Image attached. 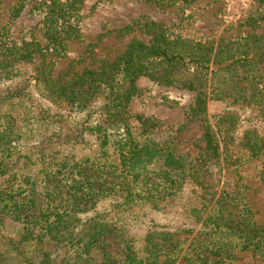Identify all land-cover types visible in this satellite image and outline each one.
Masks as SVG:
<instances>
[{"label":"rangeland","instance_id":"374dc122","mask_svg":"<svg viewBox=\"0 0 264 264\" xmlns=\"http://www.w3.org/2000/svg\"><path fill=\"white\" fill-rule=\"evenodd\" d=\"M133 42L208 60L215 71L198 90L182 85L187 66L167 69L168 85L141 75L125 107L104 122L105 83ZM23 50L33 51L25 61ZM198 96L203 114L193 112ZM84 123L105 127L110 142L129 137L159 155L167 149L177 167L99 171L104 179L92 188L100 192L76 194L74 216L89 215V201L109 216L126 194L131 207L115 224L135 248L151 231L159 264H264V0H0V125L15 140L0 187H24L39 150L50 165L59 153L102 162L95 135L79 133ZM1 225V262L18 264L5 242L19 225L8 217ZM116 237L111 227L99 251L120 256Z\"/></svg>","mask_w":264,"mask_h":264},{"label":"trees","instance_id":"16d2710c","mask_svg":"<svg viewBox=\"0 0 264 264\" xmlns=\"http://www.w3.org/2000/svg\"><path fill=\"white\" fill-rule=\"evenodd\" d=\"M78 1L80 0H72L73 3ZM32 52L23 50L19 52L18 59L25 61L30 58ZM231 63L232 61L226 67H230ZM176 66H187L190 69V74L184 78L182 84L189 90H198L206 80V73L215 71L209 70L208 60L185 58L165 47L145 46L138 42L130 44L115 61L117 77L105 83L106 91L101 111L104 122L115 117L125 107L133 93V83L139 76H147L153 81L168 85L174 80L165 72ZM71 95L74 97L76 92ZM193 112H205V98H195ZM84 124L87 125H83L79 133L89 132L95 135L96 153L102 162L98 158L74 161L70 156L59 153L61 156L50 165L47 162L52 158L48 161V158L39 154L42 152L39 150L30 153L36 154L33 161H30L28 156L24 159L25 163H39L38 170L30 168L32 172L24 181V187H0V229L3 217H8L19 225L8 233L11 238H7L5 242L6 246H9L10 255L20 261L18 264H159L149 239L151 231L139 235L140 246L135 248L132 244L134 236H128L123 230V225L115 224L119 213L131 207L128 201L130 196L125 194L116 197L113 204L109 205L112 208V214L109 216L103 212L99 214L91 201L88 202L92 206L89 215L74 216L72 209L76 194L88 196L100 192L92 188L99 178L103 177L99 171L103 170L116 176L142 173L158 175L154 172L155 168L160 167L165 171L171 167L173 170L177 167L174 166L177 162L167 149L159 155L156 146L148 141L134 142L129 137H123L110 142L105 127L100 124ZM6 128L8 127H0V178L3 177L7 166L5 161L13 153L11 142L15 141L9 137L12 132ZM125 131L127 132L126 129ZM206 137L207 149L214 155L217 146L208 138V134ZM15 161L13 159V162ZM87 162L89 172L83 174L80 169L83 163ZM38 177H41V181H38ZM40 182L43 186L38 189L36 185ZM150 206L154 208L152 203ZM111 227H114L117 235L115 242L120 256L99 251L101 240ZM0 264H3L1 259Z\"/></svg>","mask_w":264,"mask_h":264}]
</instances>
